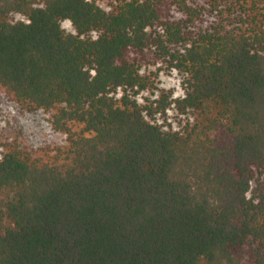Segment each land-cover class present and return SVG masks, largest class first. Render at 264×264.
<instances>
[{"label": "trees", "instance_id": "16d2710c", "mask_svg": "<svg viewBox=\"0 0 264 264\" xmlns=\"http://www.w3.org/2000/svg\"><path fill=\"white\" fill-rule=\"evenodd\" d=\"M0 90V264H264V0H0Z\"/></svg>", "mask_w": 264, "mask_h": 264}, {"label": "rangeland", "instance_id": "374dc122", "mask_svg": "<svg viewBox=\"0 0 264 264\" xmlns=\"http://www.w3.org/2000/svg\"><path fill=\"white\" fill-rule=\"evenodd\" d=\"M63 27L68 30V24L63 23ZM177 78H174V83L171 80L168 82V87L174 86L175 90H170L175 94L179 93V89H176ZM170 116L175 117V114L170 112ZM47 120L48 115L41 111H28L14 104L0 90V136L14 139L21 146L32 150L60 144L63 137L51 130Z\"/></svg>", "mask_w": 264, "mask_h": 264}, {"label": "clouds", "instance_id": "9594fccd", "mask_svg": "<svg viewBox=\"0 0 264 264\" xmlns=\"http://www.w3.org/2000/svg\"><path fill=\"white\" fill-rule=\"evenodd\" d=\"M179 94V93H178Z\"/></svg>", "mask_w": 264, "mask_h": 264}]
</instances>
